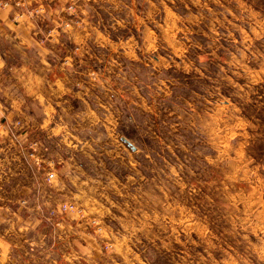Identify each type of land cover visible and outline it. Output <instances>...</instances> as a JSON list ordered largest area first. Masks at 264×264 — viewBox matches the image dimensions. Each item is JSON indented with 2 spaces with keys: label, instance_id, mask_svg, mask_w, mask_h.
Instances as JSON below:
<instances>
[{
  "label": "rangeland",
  "instance_id": "1",
  "mask_svg": "<svg viewBox=\"0 0 264 264\" xmlns=\"http://www.w3.org/2000/svg\"><path fill=\"white\" fill-rule=\"evenodd\" d=\"M78 3L103 118L72 120L70 153L101 199L99 264H264V0Z\"/></svg>",
  "mask_w": 264,
  "mask_h": 264
},
{
  "label": "crops",
  "instance_id": "2",
  "mask_svg": "<svg viewBox=\"0 0 264 264\" xmlns=\"http://www.w3.org/2000/svg\"><path fill=\"white\" fill-rule=\"evenodd\" d=\"M70 6L83 7L78 0H0V122L23 121L20 142L0 131V264H90L109 258L104 243L88 231L89 220L102 211L96 205L101 199L90 195L88 175L70 153L87 152L72 120L88 124L103 118L90 104L89 63L83 68L73 62L79 37L88 36L65 25L75 20ZM81 70L85 78L73 76ZM31 135L43 142L42 155L56 161L58 175L50 184L40 181L26 157L24 143ZM100 149L92 148L91 156L109 151ZM37 188L46 206L73 202L83 214L41 220ZM22 198H28L27 206ZM103 236L110 242L106 227Z\"/></svg>",
  "mask_w": 264,
  "mask_h": 264
},
{
  "label": "built area",
  "instance_id": "3",
  "mask_svg": "<svg viewBox=\"0 0 264 264\" xmlns=\"http://www.w3.org/2000/svg\"><path fill=\"white\" fill-rule=\"evenodd\" d=\"M70 9H74L73 6L69 7ZM23 121L21 119H17L14 121H4L0 122V131H7L10 136H12L15 140L19 141L18 129H21L23 126ZM44 144L36 135H31L28 138V141L24 143V150L26 152V157L31 162V166L37 170L38 177L41 182L50 184L57 178V164L56 161L42 155L44 153ZM36 199V206L38 210V217L41 220H51L55 221L57 218H61L67 212L77 213L78 215L83 214L82 207L78 206L73 202H64L61 204L46 206L41 200L40 197L42 192L40 188H37L36 192L33 194ZM20 203L24 206H27L29 203L28 198H22ZM88 231L93 235H101V238L104 241V247H109L108 241H105L103 236L105 232L104 226L101 224V221L97 218H92L88 222ZM99 262L104 263L103 261L94 262L95 264H99Z\"/></svg>",
  "mask_w": 264,
  "mask_h": 264
}]
</instances>
